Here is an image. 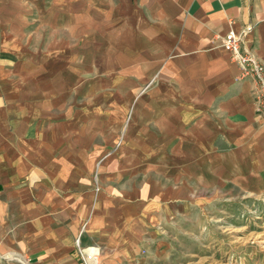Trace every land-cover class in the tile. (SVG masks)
Segmentation results:
<instances>
[{"label": "crops", "instance_id": "crops-1", "mask_svg": "<svg viewBox=\"0 0 264 264\" xmlns=\"http://www.w3.org/2000/svg\"><path fill=\"white\" fill-rule=\"evenodd\" d=\"M248 24L264 63V0H0V264H85L79 238L158 263L172 216L264 196L255 82L223 45Z\"/></svg>", "mask_w": 264, "mask_h": 264}, {"label": "rangeland", "instance_id": "rangeland-1", "mask_svg": "<svg viewBox=\"0 0 264 264\" xmlns=\"http://www.w3.org/2000/svg\"><path fill=\"white\" fill-rule=\"evenodd\" d=\"M230 194L217 204L192 209L183 223L182 217L172 216L171 229L158 233L161 258L154 264H165L167 255L173 257L172 264H264V196ZM79 248L82 258L87 250L81 244ZM90 253V259L100 261L98 253Z\"/></svg>", "mask_w": 264, "mask_h": 264}, {"label": "built area", "instance_id": "built-area-1", "mask_svg": "<svg viewBox=\"0 0 264 264\" xmlns=\"http://www.w3.org/2000/svg\"><path fill=\"white\" fill-rule=\"evenodd\" d=\"M253 30V24L246 25L240 31L232 28L223 37V45L231 53V59L239 66V77L254 80L255 108L257 113L261 115L264 125V63L253 50L245 46L247 36ZM80 242V238L77 239L78 246H80ZM80 249L78 251L82 254ZM82 256L84 263L89 264L90 254L84 250Z\"/></svg>", "mask_w": 264, "mask_h": 264}, {"label": "bare ground", "instance_id": "bare-ground-1", "mask_svg": "<svg viewBox=\"0 0 264 264\" xmlns=\"http://www.w3.org/2000/svg\"><path fill=\"white\" fill-rule=\"evenodd\" d=\"M94 257H97V256H94ZM91 264H100V261L97 259V258H92L91 257Z\"/></svg>", "mask_w": 264, "mask_h": 264}]
</instances>
